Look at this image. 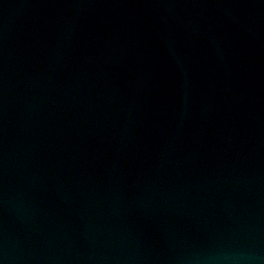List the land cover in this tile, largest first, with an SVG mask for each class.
<instances>
[{"label": "water", "instance_id": "1", "mask_svg": "<svg viewBox=\"0 0 264 264\" xmlns=\"http://www.w3.org/2000/svg\"><path fill=\"white\" fill-rule=\"evenodd\" d=\"M0 264H264V0H0Z\"/></svg>", "mask_w": 264, "mask_h": 264}]
</instances>
